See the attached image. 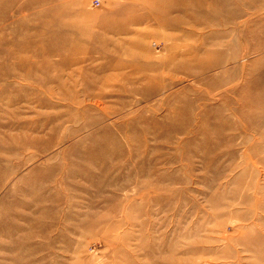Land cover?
<instances>
[{
  "label": "rangeland",
  "instance_id": "1",
  "mask_svg": "<svg viewBox=\"0 0 264 264\" xmlns=\"http://www.w3.org/2000/svg\"><path fill=\"white\" fill-rule=\"evenodd\" d=\"M93 1L0 0V264H264V0Z\"/></svg>",
  "mask_w": 264,
  "mask_h": 264
},
{
  "label": "built area",
  "instance_id": "2",
  "mask_svg": "<svg viewBox=\"0 0 264 264\" xmlns=\"http://www.w3.org/2000/svg\"><path fill=\"white\" fill-rule=\"evenodd\" d=\"M102 4H103V0H94V1H93V5H94L96 8L101 7Z\"/></svg>",
  "mask_w": 264,
  "mask_h": 264
},
{
  "label": "bare ground",
  "instance_id": "3",
  "mask_svg": "<svg viewBox=\"0 0 264 264\" xmlns=\"http://www.w3.org/2000/svg\"><path fill=\"white\" fill-rule=\"evenodd\" d=\"M75 27H76V26H75ZM119 30H126V28H124L123 26H121ZM73 49H74V48H73ZM78 50H79L78 48H75V49L73 50V53H74V52H77Z\"/></svg>",
  "mask_w": 264,
  "mask_h": 264
}]
</instances>
